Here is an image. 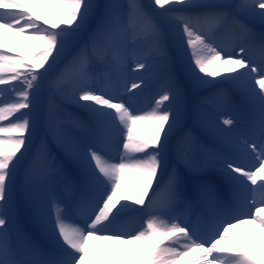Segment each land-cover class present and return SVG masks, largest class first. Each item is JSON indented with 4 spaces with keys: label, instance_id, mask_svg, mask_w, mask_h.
<instances>
[{
    "label": "snow or ice",
    "instance_id": "obj_1",
    "mask_svg": "<svg viewBox=\"0 0 264 264\" xmlns=\"http://www.w3.org/2000/svg\"><path fill=\"white\" fill-rule=\"evenodd\" d=\"M51 3L58 23L19 0H0V264H110L90 243L97 236L133 245L140 264H178L190 252L188 264H262L229 231L248 223L264 233V199L245 202L247 213H234L211 177L220 171L237 187L264 193V33L257 37L244 22L264 25V0H150L148 7L140 0ZM232 26L241 36L226 45L220 34ZM5 32L33 42L28 56L4 43ZM169 48L184 62L191 86L227 84L240 92L247 107L244 134L234 137L239 121L230 115L206 124L222 141L216 146L178 127L183 84L171 72ZM217 62L234 67L210 71ZM141 71L164 81L150 108L136 103L149 82L137 76L128 84L129 73ZM45 92L81 111L65 122L85 135L54 126L50 105L40 150L29 161L45 121ZM217 94L230 102L226 91ZM49 135L73 154L81 182L58 166ZM249 153L256 162L245 169L237 161ZM57 179L61 190L54 187ZM162 190L167 198L158 203ZM21 191L54 239L55 252L16 227ZM201 206L191 222L176 214ZM130 211L147 217L134 232L117 225ZM202 223L209 225L206 233Z\"/></svg>",
    "mask_w": 264,
    "mask_h": 264
},
{
    "label": "bare ground",
    "instance_id": "obj_2",
    "mask_svg": "<svg viewBox=\"0 0 264 264\" xmlns=\"http://www.w3.org/2000/svg\"><path fill=\"white\" fill-rule=\"evenodd\" d=\"M114 1H116L119 4L126 5V3L123 0H114ZM149 1L150 0H147L148 3H149ZM19 2L23 3L29 9V11L40 15L42 17V19H47L50 24L59 22L60 15L58 14L57 9H55L53 7L51 0H19ZM95 3L98 4V2H95ZM234 30H235L234 31L235 35L241 36L240 30L238 28L234 27ZM262 33H264V26L262 28ZM239 39L240 38L235 37L233 42L238 41ZM27 40L28 39L26 36H17L11 32H5L4 33V43L8 47L16 50L17 52H24ZM232 43H230V44H232ZM179 65L181 66V68H186L184 62L181 59L179 60ZM232 67H234V65H232L231 63L217 62L216 65L211 66L209 70L214 71L216 68L217 70H215L214 72L224 73V71H228V69H230ZM214 91H217V88ZM216 97H218L219 99L224 98V96L218 95V94H216ZM238 97H241V96L238 95ZM231 104H233V106H234L235 102L231 101ZM69 105L74 106L72 104H69ZM235 110H236V107H234V111ZM184 119L186 120V117ZM246 121H247V118L245 117L244 122L246 123ZM82 135H84V133ZM255 162L256 161L254 160L251 162V164H254ZM239 163L244 164L243 161H239ZM37 168L38 167H36V169ZM263 172H264V169H262L259 174L261 176H264ZM220 177H221V179L226 178V176L224 174H222ZM71 178L73 179L74 182L79 183L84 179V176H83V174H81L78 178L73 177V176H71ZM212 179L214 180V178H212ZM230 183H232V182H230ZM225 188H228V187H225ZM245 192H246L245 190L242 191V194L244 196L247 195ZM230 198L232 199V201H235L236 203H238L239 201L242 200V196L237 197L236 194H234V193L232 194V196ZM27 202H29V199L21 191L18 194L17 203H16V210L20 207V205H22V206L26 205ZM242 211L247 213L248 209L244 208V209H242ZM24 221H26V219H24ZM22 223H24L26 225V223L23 222V220H19L18 216H16V227L18 228L19 225H21ZM142 225H143L142 221L138 220L136 222H133L132 225L129 226V228L124 229V231L134 232V231L139 230ZM119 229H121V228H119ZM238 229L239 230L235 233L234 236L239 237V238H241V237L243 238L244 235H247L250 238L248 242L244 243V246L247 248H254V243H252V242H254L255 240L257 241L260 239H264V233L261 232V230L259 229V227L257 225L250 224V225L244 226L243 228H242V226H239ZM234 231L235 230L230 229L229 233H234ZM104 242H107V241H104ZM90 243H93V241H91ZM106 245L108 247H103L102 249H100V248L99 249L102 250L104 252V254L107 256L108 260L110 261V264H140V261H137V259L134 257V246L133 245L121 244L115 240L114 241L112 240V242H109ZM51 247L55 249V246H51ZM180 260H183V258H181ZM178 263H179V261H178Z\"/></svg>",
    "mask_w": 264,
    "mask_h": 264
},
{
    "label": "rangeland",
    "instance_id": "obj_3",
    "mask_svg": "<svg viewBox=\"0 0 264 264\" xmlns=\"http://www.w3.org/2000/svg\"><path fill=\"white\" fill-rule=\"evenodd\" d=\"M99 2V0H97ZM103 1V0H102ZM102 1L99 2L100 5H102ZM126 4L129 3V0H123ZM141 3H143L145 5V7H148L150 5V1H149V4L146 2V0H140ZM96 2V0H95ZM110 0H104V4H107L109 3ZM113 2H116L113 0ZM117 3V2H116ZM151 11V9H149ZM255 21V20H254ZM244 22L247 23L251 28L253 27V30L256 32V33H259L258 31L261 29V26L259 25L258 22H253V21H250L248 20L247 18L244 19ZM162 27L165 28L166 30V33L170 34L167 30V25L164 24L162 22ZM255 28V29H254ZM221 39L224 40V33L223 31L221 32ZM33 43L32 41L29 42V44ZM28 44V45H29ZM16 52V51H15ZM30 52V49L29 47H25V52H22L21 54L22 55H25V56H28ZM20 54V53H19ZM168 56H169V66H170V69H171V72L176 76L178 77V79L182 82L183 84V88H184V94L183 96H181V104L179 105L180 107V111H181V121H180V124L185 121V116L187 115V111L186 110H193L195 116H193V119L191 120V122L193 123V131H198L199 133H202V134H205V135H208V137H212V140H210L211 142H216V143H221L222 141L220 139H218L216 137V134L213 132V130L211 129V127L209 126H206L207 122L211 121V122H215V121H218L219 119H222L224 115H227V113H225L224 115L222 113L220 114H215V112L213 111L214 108L209 104L210 102H213V100H215L216 98H214V96H212L208 91L213 88L214 86L212 85H205L203 87H193L191 86L190 82L188 81L187 79V71H186V68H181L179 65H178V55L177 53L175 52L174 49L172 48H169V51H168ZM180 59V57H179ZM214 65V64H213ZM156 73H159L162 71V69L160 67H158L157 69L154 70ZM224 73H227V71H224ZM131 74V73H129ZM137 74V73H136ZM158 77V75H154L152 76L151 78L149 77V79L147 80L149 83H151V81L155 80L156 78ZM219 78V77H217ZM212 86V87H211ZM162 87V86H161ZM224 88V87H223ZM234 88V87H233ZM224 90V89H223ZM186 91V93H185ZM227 92L228 94V99H232L233 96L236 94H240V92L234 88L233 91L235 93H230V91L228 90V88L226 90H224ZM194 94H197L199 96H202V97H198V101H200V104L205 101V105H202L201 106H198L199 104L194 102L196 101L195 99L196 98H193V95ZM210 94V95H209ZM208 96V97H207ZM206 97H207V100H206ZM227 101V100H225ZM42 103H43V97H42ZM153 103H154V100L153 102L151 103L150 106H153ZM207 103V104H206ZM49 105V103H48ZM42 106V104H41ZM61 117H56V119H54L53 123H54V126H56V120L57 119H68L69 118V114H66V115H60ZM46 120H47V117H45V121L43 122V127H44V130L43 132L45 133V131L47 130L46 128ZM67 121V120H66ZM64 126L66 125L63 124ZM64 126H62L64 128ZM41 126V131L38 135V137L34 140V147L31 149L32 152H38L40 150V144L37 146V142L38 140L40 139V134L42 132V128ZM210 144V143H209ZM212 146V144H210ZM227 146V145H226ZM225 146V147H226ZM246 154L243 155V157L246 158ZM25 215H27V218L28 219H36V220H39V217L36 213H31V212H28L27 210H25ZM38 218V219H37ZM38 233L40 235H43L45 233V229L43 227L42 224L39 225L38 227ZM241 241V240H240ZM256 250V248H255ZM257 252V251H256ZM262 264H264V261L261 260Z\"/></svg>",
    "mask_w": 264,
    "mask_h": 264
}]
</instances>
